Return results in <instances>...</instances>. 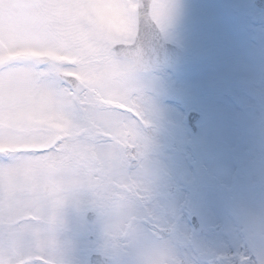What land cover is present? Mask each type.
I'll use <instances>...</instances> for the list:
<instances>
[{
    "label": "rangeland",
    "instance_id": "rangeland-1",
    "mask_svg": "<svg viewBox=\"0 0 264 264\" xmlns=\"http://www.w3.org/2000/svg\"><path fill=\"white\" fill-rule=\"evenodd\" d=\"M253 1L154 0L153 18L186 60L142 75L94 45L132 39L136 0H0V264H89L92 252L113 264H264V25ZM216 80L250 101L235 129L241 179L196 231L192 178L170 164L169 89L207 102Z\"/></svg>",
    "mask_w": 264,
    "mask_h": 264
},
{
    "label": "snow or ice",
    "instance_id": "snow-or-ice-1",
    "mask_svg": "<svg viewBox=\"0 0 264 264\" xmlns=\"http://www.w3.org/2000/svg\"><path fill=\"white\" fill-rule=\"evenodd\" d=\"M253 15L264 25V7ZM207 91L209 99L202 102L176 82L169 89L176 109L170 164L177 177L192 178L187 193L189 212L192 220L202 225L215 221L224 188L241 179L242 143L235 129L250 102L238 87L225 80L212 82ZM260 105L264 107V90Z\"/></svg>",
    "mask_w": 264,
    "mask_h": 264
},
{
    "label": "water",
    "instance_id": "water-1",
    "mask_svg": "<svg viewBox=\"0 0 264 264\" xmlns=\"http://www.w3.org/2000/svg\"><path fill=\"white\" fill-rule=\"evenodd\" d=\"M34 1V0H25ZM153 0H139L138 7V33L135 40L131 44H116L113 47L115 55L118 58H127L134 62L139 72L147 73L155 67L168 66L171 68L179 67L184 61V54L181 49L165 41L157 24L151 18L150 10ZM255 4L264 7V0H256ZM40 62L46 63L48 58L38 59ZM74 87L78 82L68 76H63ZM89 221L96 219L93 211L88 212ZM198 227V222L195 221ZM91 264H111L112 259L105 257L99 253L90 255Z\"/></svg>",
    "mask_w": 264,
    "mask_h": 264
},
{
    "label": "clouds",
    "instance_id": "clouds-1",
    "mask_svg": "<svg viewBox=\"0 0 264 264\" xmlns=\"http://www.w3.org/2000/svg\"><path fill=\"white\" fill-rule=\"evenodd\" d=\"M21 211H24L23 209H21Z\"/></svg>",
    "mask_w": 264,
    "mask_h": 264
}]
</instances>
